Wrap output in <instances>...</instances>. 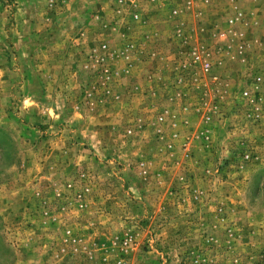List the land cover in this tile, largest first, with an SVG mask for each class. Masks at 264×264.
Listing matches in <instances>:
<instances>
[{"label":"rangeland","instance_id":"1","mask_svg":"<svg viewBox=\"0 0 264 264\" xmlns=\"http://www.w3.org/2000/svg\"><path fill=\"white\" fill-rule=\"evenodd\" d=\"M0 264H264V0H0Z\"/></svg>","mask_w":264,"mask_h":264},{"label":"built area","instance_id":"2","mask_svg":"<svg viewBox=\"0 0 264 264\" xmlns=\"http://www.w3.org/2000/svg\"><path fill=\"white\" fill-rule=\"evenodd\" d=\"M198 58V57H197ZM206 65H208V64H206Z\"/></svg>","mask_w":264,"mask_h":264}]
</instances>
